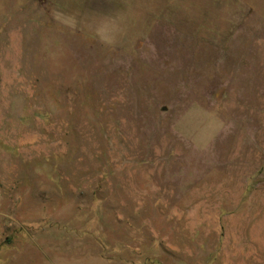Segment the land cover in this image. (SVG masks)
<instances>
[{"label": "rangeland", "instance_id": "rangeland-1", "mask_svg": "<svg viewBox=\"0 0 264 264\" xmlns=\"http://www.w3.org/2000/svg\"><path fill=\"white\" fill-rule=\"evenodd\" d=\"M0 264H264V0H0Z\"/></svg>", "mask_w": 264, "mask_h": 264}]
</instances>
